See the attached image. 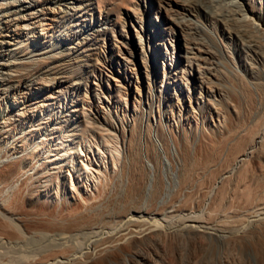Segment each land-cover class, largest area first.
<instances>
[{"label":"bare ground","instance_id":"obj_1","mask_svg":"<svg viewBox=\"0 0 264 264\" xmlns=\"http://www.w3.org/2000/svg\"><path fill=\"white\" fill-rule=\"evenodd\" d=\"M90 1L0 0V248H4L0 250V264H114L127 258L128 264H160L139 247L156 246L164 241L161 245L168 249L189 240L201 248L220 243L235 245L246 240L234 231L227 234L203 231L202 226L196 224L199 217L190 213L195 202L201 203L199 198L209 199L207 208L211 207V211L218 209L230 186L247 198L252 194L260 196L261 188L253 189L248 184L253 177L248 156L264 159L263 143L258 136L264 124L250 119L253 94L248 84L240 80L238 88L230 85L231 97H223L220 106H215L217 111L211 115L213 122L207 124L206 131H201L195 138L185 131L177 137L174 135L184 160L180 167L182 171L179 170L177 175L178 185L173 186V189L179 188L173 190V197L167 193L171 195V199L167 195V202L162 203L159 198L162 204L160 201L155 203L165 183L169 182L168 177L163 178L162 166H171V157L175 155L173 139L160 128L152 132L151 126L142 125L137 117L132 123L121 125L120 121L121 126H115L104 111L97 109L95 112L87 105V93L71 92L72 84L68 79L71 75H65L64 79L67 69L58 62V53L42 55L45 43L50 39L67 40L70 37L68 24L74 17L84 15L81 11ZM102 1L97 0L98 7ZM173 2L181 6L178 0ZM104 23L113 27L117 22L110 18ZM64 27L67 30H63ZM45 37H48L46 41L43 40ZM257 43L245 46L260 49ZM18 53H30V59L19 60ZM245 69L251 84L262 89L264 73L255 65L245 66ZM190 74L193 75L192 86L188 90L181 87L179 90L180 99L184 98V102L188 99L191 105L199 100L197 88H203L207 95L211 87L209 89L210 83L199 70ZM219 89L215 88L216 91ZM134 92L128 90V101H132ZM171 96L173 93L168 90L166 97ZM190 105L186 103L185 107ZM106 124L111 129L105 127ZM197 167L206 174L205 178L194 176ZM178 214L182 215V220ZM157 215L162 218H156ZM176 215L182 222L194 223L180 226L166 223ZM104 226L116 229L99 234L101 231L97 228L101 230ZM84 230L98 235L93 250L70 257L77 246L70 244L69 238ZM25 232L32 233V237L36 235V239L41 238L40 243L42 238L48 242H43L42 246L38 244L39 248L32 245L31 251V244L27 246L22 240L32 253L20 249L23 243L20 246L18 242ZM29 236L27 241L32 238ZM84 241L86 238L81 244ZM6 244L13 248L18 244L20 248L18 246L19 249L16 247L10 253L5 249L8 247H4ZM257 250L264 263V251ZM226 264L231 263L227 261Z\"/></svg>","mask_w":264,"mask_h":264},{"label":"rangeland","instance_id":"obj_2","mask_svg":"<svg viewBox=\"0 0 264 264\" xmlns=\"http://www.w3.org/2000/svg\"><path fill=\"white\" fill-rule=\"evenodd\" d=\"M90 2L81 11L84 15L82 17H74L68 24L70 25V37L67 40L50 39L45 43L43 48L45 52H42V55L58 53L60 55L58 62L64 65L65 70L67 69L64 75H61L64 76V79L65 75L66 77L72 76V78L71 76L68 78L72 84L71 92L81 91V93H87V105L92 110L94 109L95 112H97V109L104 111L108 118L111 117L113 120L111 122L115 126L120 125L121 122V125L123 123H132L135 120L134 118L137 117L142 125L149 124L152 132L155 133L156 129L160 128L167 137L169 136L171 140L173 139L175 155L171 157V166L169 168L162 166L163 178L168 177L167 179L171 183L168 184L169 182L166 179L167 182L164 187L166 192L163 189L159 197L156 198V202L154 200L155 203H158V201L161 203V200L162 203L167 202V195L168 197L170 196L168 199H171L169 194L179 188L177 186L173 189V186L178 185L177 175L182 171L180 167H182L181 164L184 161L180 154L179 145L175 141V136L177 137L185 131L191 138H195L201 131H206L207 124L213 122L214 117H211V115L217 111L218 107L215 106H220V100L223 97L227 95V97H231L229 89L231 86L232 88H238L240 80L248 84L250 93L253 94L252 102L249 106L250 119L251 121L253 120L252 122L255 120L264 124V78L261 80L262 89H257L259 87L255 88V85L251 84V79H248V73L245 69V66L255 65L258 67L257 70L264 73V0H178L181 6L175 4L173 0H104L99 3V7L97 0H91ZM110 18H115L117 22L113 27L104 23ZM248 18L250 19L246 20ZM63 30H67V27H64ZM36 31L40 30L36 29ZM47 38L45 37L43 40L46 41ZM251 42L255 44L258 42L257 48L260 49H250L245 46ZM60 51L62 52L60 53ZM17 56L19 60H25L30 59L29 56L31 54L18 53ZM64 63H68V65ZM73 64L74 67H71ZM196 70L200 71V74H202L208 84L210 83L209 89L211 87V90L208 91L207 95H204L203 88H197L199 100L190 105L188 99L185 102L184 98L180 99L179 89L181 87L188 90L193 78L190 73H194ZM168 75L170 77L167 79ZM169 80H171L170 83H168ZM74 82L76 83L73 84ZM173 84L176 87H173ZM84 87L86 88L84 89ZM215 88L220 89L216 91ZM129 89L136 91L131 102L128 101ZM96 90L97 92L95 93ZM168 90L173 93L170 98L166 97ZM200 90L202 91L200 92ZM184 103L191 107H185ZM172 109L173 111H171ZM108 114L110 115L108 116ZM105 127L111 129L107 124ZM258 136L262 141L261 143H263L262 147H264V128L260 130ZM254 157V155L248 156V164L250 163L249 167L253 174L252 180H248V184L253 189L256 186L260 187V196L252 194L247 198L242 193L235 192L233 186H230L231 188L229 187L226 192V198H224L218 209H212L211 211V207L207 208L210 205L208 203L209 199L199 198L200 195H197L201 205L197 204L198 201L195 202L196 205L193 206V209L191 208L193 213H190L199 217L196 224L201 225L202 228L200 227V229L203 231L219 234H227L228 231H234L235 234L245 237L246 240L237 243L238 245L229 244L230 247L220 243L216 246L200 248L193 242L184 240L179 242L178 246L174 244V248H163L164 246L161 244H165L164 241L156 246L145 244L139 248L142 251H147L146 253L152 258H156L160 264H226L227 261L231 264H264L260 261L262 258L257 250L260 248L264 251V159ZM217 164L219 166V162ZM217 164L216 167H218ZM197 168H195L196 170L194 169L196 172H194V176L197 179L205 178L206 174H203L204 172ZM197 174L201 175L197 177ZM174 177H176V180ZM173 181L177 182L173 184ZM196 190L195 188L194 191ZM194 197H196L195 194ZM209 212L212 214L210 215ZM200 216H202V219H200ZM160 217L156 216V218ZM173 217H171L172 219L170 217L167 218L171 219L169 222L168 220L166 221L170 226L194 223L193 221H180L179 218L181 220L183 218L179 214V218L177 215ZM111 223L108 225H111ZM113 227L104 226L101 227V230L100 227L97 229L101 231L99 233L101 234L108 231L112 232L117 228L115 226L116 228L113 229ZM84 231L85 233L83 234ZM84 231L69 238L68 242L76 245L78 247H76L77 250H79L75 251L76 248H73L74 252L71 251L70 257L79 256L84 250H93L94 239L98 235L87 230ZM87 233L91 234L90 237H88ZM31 234L25 232L24 236L27 235L26 238L23 236L18 244L22 245L23 242L27 246L31 244L29 247L32 251L31 248L36 246L39 248L40 245H43V242H48L47 239L46 241L42 238L43 241L41 240L40 243L39 239L41 238L36 239L37 236L33 235L32 237ZM77 235H79L80 239ZM84 235L86 241L81 244L85 240L82 237ZM28 236L32 237L33 239H31L37 244L30 238L27 241ZM73 237L75 239L72 240ZM24 239L26 240L24 241ZM18 244L17 246L14 244L15 249L8 247V244L4 247L7 246L8 248L5 249L10 250L11 253V251H15L18 248ZM26 245L23 243L24 248H20V246L19 248L27 250L29 247ZM74 245L73 247H75ZM0 250H4V248H0ZM224 260L227 261L225 262ZM128 262L127 258L114 264H128Z\"/></svg>","mask_w":264,"mask_h":264}]
</instances>
